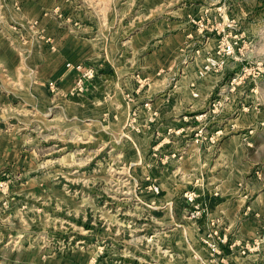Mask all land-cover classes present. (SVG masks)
<instances>
[{"label": "rangeland", "instance_id": "374dc122", "mask_svg": "<svg viewBox=\"0 0 264 264\" xmlns=\"http://www.w3.org/2000/svg\"><path fill=\"white\" fill-rule=\"evenodd\" d=\"M173 9L203 78L161 77L193 55L178 40L155 96L141 68L169 23L144 26ZM61 30L88 49L68 62L93 69L68 97L120 58L123 94L39 104L8 81ZM0 78V264H264V0H0Z\"/></svg>", "mask_w": 264, "mask_h": 264}, {"label": "crops", "instance_id": "0c3cea01", "mask_svg": "<svg viewBox=\"0 0 264 264\" xmlns=\"http://www.w3.org/2000/svg\"><path fill=\"white\" fill-rule=\"evenodd\" d=\"M177 9H182V12L186 11V2L180 7H177ZM174 10L175 9L171 10L173 11L171 14H169L171 11H168L165 15H156L154 19L152 18L144 26L147 28V31H149L150 29H153L154 23H157L160 19L165 18L167 23H169L167 24V28L164 29V32H162L163 35L160 40L164 46L159 43L156 45L152 44L146 54L149 58L145 57V67L141 68L142 71L150 74V78H155V81H152L151 83L152 88H156L155 85L159 84V62L157 61L159 58H157V56L163 50H166L167 53L176 51V48L179 47L178 42H176L178 40H183L180 49L186 52V54L193 50V55L190 57L186 55L182 60L177 58H166L162 65H166L168 70L166 71V74L161 75V77L172 78L173 75L176 74L175 72L173 74L172 68L179 66L183 68L182 74L174 76L173 78H203L198 75L199 71L197 72L196 70V68L201 65L200 55H198L200 49L191 48L190 50V42H192V44H194V42L193 39L190 40L189 37H192L193 34L190 33L191 30L187 26L186 21H184L180 15L174 14ZM180 18L183 20H179ZM143 29L144 28L142 27L141 30H137L134 36L137 37L138 35H141V31H144ZM64 32L65 31L61 30L62 37L55 38L54 41L56 48L54 49L47 47H44L41 50L29 48L30 53L32 52V54L37 57V59H35L33 56L34 64L28 66L25 63H21L20 65L12 67L9 69V75L12 78H7L8 81L20 86L21 89H23L22 93L24 96L27 98L33 97L39 104L50 103L54 100L58 103L61 102L64 105H68V103L78 104L79 102H88L89 104L95 98L100 100V95L103 93L104 95L102 96V99L109 103L108 99H111L112 96L123 94V82H128V75L134 73L130 70V66H128V60L120 58L117 60V64L108 59L103 68H100L99 74L95 77L97 79L93 81L94 84H92L90 91L85 96L79 99L76 97H68L74 87L78 75V71L75 68L67 65L68 60H76L86 57L88 49L84 46L86 44H82L75 35ZM210 40L211 38H208V41ZM89 45L92 47L93 43ZM146 68H148V70ZM134 72H136V70H134ZM1 82H4V78H0V84ZM50 82H56L60 86V91L53 94L54 96H52V93L48 88ZM157 93L156 88L153 95L157 96ZM171 94L174 93L172 92L168 95ZM154 98L157 99L158 97ZM197 100L198 99L193 98L190 93L186 92V112L187 110L189 111V109L194 108ZM195 147H197L195 141L186 142L187 159L196 157L197 152H195Z\"/></svg>", "mask_w": 264, "mask_h": 264}, {"label": "built area", "instance_id": "2783aa9c", "mask_svg": "<svg viewBox=\"0 0 264 264\" xmlns=\"http://www.w3.org/2000/svg\"><path fill=\"white\" fill-rule=\"evenodd\" d=\"M222 51L229 55L233 52V48H232V45L229 44V43H226L224 45V47L222 48ZM69 67H73L75 68L78 72H79V77H78V83L79 85H81L83 83V78H90L93 76V69L90 67V68H86L84 66V64H81V63H78L76 65H73L72 63L68 62L67 64ZM206 71H210V70H214V69H217L218 65H217V61L214 60V59H210L207 63V65L204 66ZM200 74L203 75V71L201 70L200 71ZM50 85V88L54 91L56 90L57 86H56V82H50L49 83Z\"/></svg>", "mask_w": 264, "mask_h": 264}]
</instances>
